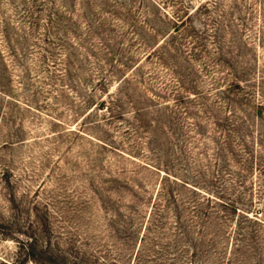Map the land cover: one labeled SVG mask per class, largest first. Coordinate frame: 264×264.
I'll return each mask as SVG.
<instances>
[{"label": "rangeland", "instance_id": "rangeland-1", "mask_svg": "<svg viewBox=\"0 0 264 264\" xmlns=\"http://www.w3.org/2000/svg\"><path fill=\"white\" fill-rule=\"evenodd\" d=\"M121 1L0 34V264H264V0Z\"/></svg>", "mask_w": 264, "mask_h": 264}, {"label": "trees", "instance_id": "trees-1", "mask_svg": "<svg viewBox=\"0 0 264 264\" xmlns=\"http://www.w3.org/2000/svg\"><path fill=\"white\" fill-rule=\"evenodd\" d=\"M83 6L85 12H89L96 18H103L106 16H114L119 17V15H122L125 17V19H128L126 15L120 14L117 12V10H126L127 14L132 17V19H135L136 12L134 4H127L125 2H122L121 0H83V2L79 3V5ZM155 4H157L155 2ZM55 6V0H0V34H7L5 35V38L9 41V44L14 41V37L11 34H17V32H24L23 34H33V31L37 29L40 26V22L43 21V16L46 15L44 12H47L48 10H51ZM117 9V10H114ZM49 19L47 20L49 23L51 22V14H48ZM57 16V15H55ZM154 17V14L152 13H144L143 20L139 23L141 25V29L146 30L147 32H151V34H162L163 35V43L161 45H166L165 48H168L169 55L176 54L175 43L174 38L176 34L180 32L182 28L187 23L186 19H174L171 22V26L168 30H164L163 28H156V26H153L154 24L150 23V19ZM119 19V18H118ZM117 19V21H119ZM129 20V19H128ZM107 21V20H106ZM106 21L104 19V22L101 24H104V28L106 27ZM29 23L30 26L27 28L29 30L33 29V31L28 32L26 29V24ZM131 23V24H130ZM97 25V24H96ZM129 28H136V25L133 24V22H129ZM99 29V27H97ZM101 30V29H100ZM98 30L95 32L98 34L100 32ZM136 32V31H135ZM135 34H140V32H136ZM168 40V41H167ZM169 42V43H168ZM172 42V43H171ZM159 45L157 48H153L148 54L145 60H148L150 58H157L158 64L162 66L167 71H172L173 75L177 74L176 66L174 68L173 64H170L167 60L166 53H160L158 51V48L161 47ZM164 52V51H162ZM11 55V53H10ZM6 55H4L3 52L0 51V71H7V68L9 67L7 65V61L5 60ZM119 62V61H118ZM144 61L138 63L134 68L133 72L138 71L141 68V65ZM54 63V62H53ZM60 65V64H59ZM123 68H127L125 63H121ZM171 65V68H170ZM121 67V68H122ZM173 67V68H172ZM27 71V70H26ZM70 70L65 69V72H62L63 77H66L70 75ZM140 71V70H139ZM138 71V72H139ZM72 72H75L74 67L72 68ZM71 72V73H72ZM102 79L99 77V83L102 82V80L105 81L106 77L102 74ZM175 77V76H174ZM127 77H123L120 81V84L127 83ZM177 80V79H176ZM177 85L179 87H182V82L177 80ZM0 94H3V92L0 89ZM107 104L105 99L101 98L96 102V108H99L100 110H104V106ZM110 107H108V111ZM146 110V109H145ZM143 110H136L135 113H139ZM112 112V111H111ZM114 117V116H113ZM121 117V116H120ZM218 124L217 122L215 125ZM216 160H219V158ZM234 163H236L234 160H232ZM186 184V183H185ZM222 199V198H221ZM222 205L226 208H230L232 211H239L237 206L230 201L221 200Z\"/></svg>", "mask_w": 264, "mask_h": 264}]
</instances>
